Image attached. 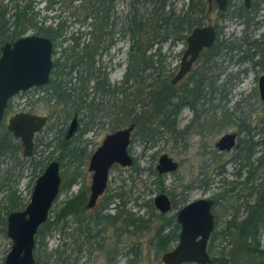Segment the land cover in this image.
Listing matches in <instances>:
<instances>
[{"label":"rangeland","instance_id":"rangeland-1","mask_svg":"<svg viewBox=\"0 0 264 264\" xmlns=\"http://www.w3.org/2000/svg\"><path fill=\"white\" fill-rule=\"evenodd\" d=\"M252 2L255 8L245 18L238 15L244 5L243 0L231 1L224 18L217 13L208 15L206 11L204 24L207 25L212 19V24L221 33L220 41L223 45L232 44L234 50L227 52L225 49L212 63L207 64H204L207 56L203 55L191 73L175 86L172 80L179 71L187 49L186 38L192 31L185 33V40L173 39L164 27H158L159 20L153 17L154 4L149 0L140 4L136 0L106 3L109 22L105 26L102 46L95 57V76L87 85L88 101L95 100V103L102 104V111L93 114L95 124L86 127L84 113L58 104L50 90L48 93L47 90L34 91L26 96L19 94L12 100L0 127L1 143L8 131L9 119L16 114L45 116L48 117V124L35 137V141L43 143L35 149L36 153L31 159L23 157V146L14 137V143H7L11 145L9 150H0V207L6 204L10 192H16L23 201L25 206L22 210L28 206L36 181L51 162H58L56 158L64 142L70 145L75 156L81 157L83 152L88 156L81 159L72 157L60 164L62 183L64 172L69 177V172L78 170V184L70 189H61L50 211L48 221L51 223L56 221L61 209L73 197L83 193L88 202L93 176V172L89 171L90 159L106 137L132 125L135 127L129 147L133 165L128 168L114 165L109 172L107 189L96 208L85 209L82 216L86 221L96 217L109 201V207L103 215H116L119 211L131 213L137 218L142 217L148 223V228L138 232L128 227L122 218L117 224L90 223L87 228L89 232L84 234L71 217L68 228L60 223L50 227V230L45 229L44 235L37 234L36 260H41V264L48 259L50 264H62V259L69 257L70 264H164V252L157 246L155 238L157 228L163 224L161 213L154 206V199L159 194H166L178 203L177 210L165 214L167 219L174 217L176 222L177 213L188 204L201 199L215 201L216 227L213 233L220 232L236 217L242 221L247 216L249 205L256 203V192L264 184V104L258 86L259 79L264 76V0ZM25 3L26 0H15L12 4L11 0H0L2 7L8 6L9 16L13 15L15 5L23 7ZM79 5L80 2H73V7ZM93 5L97 6V3L92 2L88 6L89 18L85 19L86 14L81 15L80 21L85 20L81 23L72 15L74 9L60 6L47 10L44 0H35L37 26L31 28L27 35H35L36 29L42 25L55 27L64 22L68 28L57 41L53 60L61 58L66 49L71 55L69 50L76 47L73 37L80 38L76 52L81 53L83 44L94 47V32L96 26L100 25L93 13ZM100 5L97 7L102 8L104 4ZM189 5V0H169L163 15L174 13L175 17H181L188 12ZM134 17L146 22L143 41L153 45L147 52V57H153V67L142 73L138 69V52L134 49L133 39L136 36L133 37V34L138 33L137 27L131 24ZM92 51L89 50L90 53ZM69 68L74 72L64 80L70 79V86L79 89V71L86 77L87 68L81 62L78 64L76 59L69 61ZM128 73L131 74L128 76L129 82L124 86ZM198 73L205 77V98L194 109L188 105L179 108L177 126L178 131L183 132L181 139L175 141L171 135L162 132L156 142L144 143L141 128L160 120L159 108L155 104L159 94L164 89L172 88L175 90L172 93L192 89L194 79L199 78ZM98 76L100 80L106 77L111 88H117L119 92L105 95L96 93ZM122 88H126L129 95L123 94ZM131 110L135 118L131 117ZM76 115L79 130L67 141V132ZM226 134L237 135L236 146L229 152H221L216 144ZM49 143L50 147H47ZM249 145L253 146V150L248 161L246 147ZM163 155H168L179 164L177 172L167 175L157 172L158 161ZM36 162L41 165L37 170ZM159 175L163 178L159 179ZM162 184L164 193L160 191ZM253 189L255 191L252 193ZM118 197H122L121 200ZM123 201L125 206L121 204ZM260 234L264 250V224L261 225ZM178 242L179 238L171 248L174 249ZM211 244L210 255L213 259L226 244L220 238L212 240V236L209 241ZM11 247L7 226H0V264L5 263Z\"/></svg>","mask_w":264,"mask_h":264},{"label":"trees","instance_id":"trees-1","mask_svg":"<svg viewBox=\"0 0 264 264\" xmlns=\"http://www.w3.org/2000/svg\"><path fill=\"white\" fill-rule=\"evenodd\" d=\"M15 0H11L14 2ZM47 1V10H52L56 1L55 0H46ZM62 1V0H59ZM114 0H73L74 3L80 2L81 5L77 7H73L74 11L72 13L73 16L77 18V21H80V17L83 14H86L85 19L89 18L87 14V10L89 9V5L92 2L97 3V6L100 7V4H104L102 8H98L96 5L92 6L93 13L97 19L100 21V25L96 26V30L94 32V47H89L86 44H83V48L81 49V53H77L76 50L79 48V40L80 38L73 37L76 41V47L70 49V54H68V50L63 51V55L61 58H57L54 61L53 70H52V84L54 85L51 89V96L55 99L58 104L69 106L72 111L83 112L84 117L87 120L86 127L95 124V114L96 112H101V103H95V100L88 101V84L92 77L95 76L94 73V64L95 57L102 46L103 38L105 36V26L108 25L109 22V13L108 9L105 8V4H111ZM148 0H136V3L140 4L143 2H147ZM152 2L153 8V17L157 18L159 21L157 23L158 27H164L167 31V34L176 40H185V33L192 31L196 27H202L204 25V15L207 11V2L206 0H189L190 5L188 6V12L184 13L181 17H175L174 13H171L169 16L163 15L165 7L169 0H149ZM34 3L35 0H26V3L23 7L20 5L14 6L13 15L9 16V8L2 7L0 5V45L1 48L7 43H14L16 40L25 37L29 30L33 27L37 26L35 23L36 18L38 16L34 11ZM99 4V5H98ZM101 13V14H100ZM226 13H219V16L224 18ZM250 13L245 9L244 5L239 11V16L244 17ZM85 21V20H84ZM84 21H80L84 23ZM132 25L137 27L138 33L133 34L134 49L138 52V69H140V73H142L145 69L152 68L154 62L153 57H147V52L149 48H152L153 45H149L143 41V30L146 28V22H144L141 18L134 17L131 22ZM12 28V30H11ZM67 26L64 22L59 23L57 26L45 27L41 26L36 29L35 35L44 36L51 39L53 42H56L58 39L64 36L66 33ZM132 32L133 29L131 28ZM93 34V33H92ZM221 33L218 30V37L215 45L203 52L202 56L205 57L204 64L212 63L217 56H220L221 53L226 49L227 52H232L233 46L231 45H223V42L220 41ZM158 37V34L155 38ZM0 48V51H1ZM92 49V53L89 50ZM72 59H76V62L79 64L80 62L87 66L90 73L88 77H83V73L79 71L81 74L78 76L81 86L79 89L72 88L70 85L72 84L71 80H64L66 76H71L74 70L69 68V61ZM63 61V62H62ZM201 69H204L201 68ZM131 71V70H130ZM131 75L128 73L124 86L129 82L128 76ZM160 76V75H159ZM199 78L194 79V87L192 89H185L179 92L172 93L174 89H164L162 93L159 94V99L155 102L156 106L159 108V122L154 124L150 123L149 126L141 128V132L143 133L142 141L144 143L150 142L154 143L156 140L160 139V134L166 133L171 135L175 141L181 139V135L183 132L178 131L177 126V117L180 112V107L184 105H188L193 109L196 107V104L205 98L203 94V85L205 84L204 75L197 74ZM137 78V77H136ZM143 78V77H142ZM66 79V78H65ZM138 80V78H137ZM97 84L95 86V92L98 94L105 95L107 93L116 94L118 93V89H112L110 84L107 82L106 77L100 80V77L97 78ZM175 91V90H174ZM121 92L123 94H128L126 88H122ZM168 93V95H167ZM129 95V94H128ZM184 97V98H183ZM183 98V99H182ZM193 99V100H191ZM13 99L10 100L12 102ZM11 104V103H10ZM10 104L6 114L10 110ZM117 107V105L115 106ZM70 114V113H69ZM131 117L135 118L134 111L131 110ZM185 133V132H184ZM0 140V150L3 148H10L11 145L7 143H14L15 140L13 135L6 131V135L4 140ZM43 143L42 141L36 140L35 149ZM21 144V143H19ZM8 145L9 147H6ZM50 147V143L47 145ZM253 146L249 145L246 147V159L249 161L252 156ZM36 150H34L35 152ZM36 153V152H35ZM34 153V154H35ZM83 156L87 157L86 153H82ZM83 156H75V152L70 149V145L67 143H63L62 151L56 160L62 165L63 162L72 157L83 158ZM51 157H49L50 159ZM40 163L36 162L35 170L40 167ZM65 166V165H63ZM264 167V164L262 163ZM66 168V166L64 167ZM63 173V189H70L73 186L78 184L79 172L75 170L73 172ZM252 175V174H251ZM159 179H162L163 176H158ZM251 177V176H250ZM249 177V178H250ZM161 193L165 192L164 184L160 185ZM255 190L253 189L252 193ZM257 201L254 205H249L248 214L242 220L238 221L237 217L233 221H229L224 229H222L218 233L212 234V240L220 238L226 245L223 247L222 251L218 256L213 257V264H264V250L261 246V234L260 228L261 225L264 224V184L257 190ZM120 200L122 197H118ZM118 199V200H119ZM116 200V199H114ZM117 201V200H116ZM115 202V201H114ZM87 203V196L83 193L73 197L71 200H68L64 207L61 209L59 215L55 222L51 223L47 221L39 230V234L44 235L45 229H51L50 227L58 226L60 223H63L65 228H68V220L69 218H74L79 224V230L87 234L89 231L87 230L88 224H103V223H113L117 224L120 219L123 218V221L130 228H135L136 231L140 232L144 229L148 228V223L144 221V219L137 218L135 215L131 213H125L124 211H119L116 215L105 214L103 215L104 210H107L109 207V201L107 204L103 206L102 210L98 212L96 217L91 218L86 221L83 219V212H85V205ZM173 208L172 211L178 209V203L172 200ZM122 206H125V202H121ZM120 205V204H119ZM23 201L16 194V192H10L7 197L6 204L0 207V226H7V216L15 211H22L24 208ZM153 208V207H152ZM160 217L163 220V224L157 228L156 231V243L162 252L170 251L172 248V244L178 241L179 238V230L180 225L175 221V218L167 219L165 214H161ZM64 228V229H65ZM209 253L212 252V244L209 245L208 248ZM70 258L62 259V264H70ZM36 264H41V260H36ZM43 264H50V259H48Z\"/></svg>","mask_w":264,"mask_h":264},{"label":"water","instance_id":"water-1","mask_svg":"<svg viewBox=\"0 0 264 264\" xmlns=\"http://www.w3.org/2000/svg\"><path fill=\"white\" fill-rule=\"evenodd\" d=\"M208 14L213 4L219 12L226 11L231 0H206ZM245 7H251V0H243ZM217 39L212 24L193 29L187 37V49L182 57L181 66L172 80V85L182 81L193 68L194 63L205 49H211ZM53 42L44 36H25L1 48L0 56V127L5 111L12 98L26 93L32 88L49 83L53 68ZM260 98L264 104V76L259 79ZM48 124V117L30 113H19L8 121L7 129L23 146V157L31 159L35 149V136ZM79 130L76 115L67 132L69 141ZM132 125L108 135L90 159L89 171L93 172L91 195L86 206L93 209L104 194L109 181V172L114 165L124 168L134 163L129 154L132 142ZM237 135L226 134L216 144L221 152H229L236 146ZM179 164L168 155L160 157L157 172L167 175L177 172ZM62 186L61 165L53 161L38 178L33 189L31 201L22 211H15L7 217V236L12 241L11 251L4 264H36V236L49 219L50 211L60 195ZM154 206L161 214L172 211L173 203L166 194L154 199ZM215 202L201 199L192 202L177 213L180 225L177 246L162 256L164 264H213L208 251L209 241L215 231L216 221L213 213Z\"/></svg>","mask_w":264,"mask_h":264},{"label":"flooded vegetation","instance_id":"flooded-vegetation-1","mask_svg":"<svg viewBox=\"0 0 264 264\" xmlns=\"http://www.w3.org/2000/svg\"><path fill=\"white\" fill-rule=\"evenodd\" d=\"M45 2H46V4H47V1L46 0H44ZM56 1V3H55V5H54V7H60V6H62V7H66V8H68V10H70V9H72L73 10V0H62V1H59V0H55ZM231 1H233V0H231ZM230 1V2H231ZM207 2V1H206ZM230 2H229V4H230ZM243 3H244V1H243ZM72 7V8H71ZM228 7H229V5H228ZM228 7H227V9H226V11L228 10ZM244 7H245V4H244ZM254 8H255V4L252 2V0H251V7L250 8H246L245 7V9L246 10H248L249 12H252L253 10H254ZM226 11H224V12H219L218 11V9H217V5L214 3L213 4V11L210 13V14H208V3H207V13L206 14H208V15H211V14H214V13H217L218 14V16H219V13H225ZM209 24H212V19H209V21H208V24L207 25H205V26H202V27H206V26H208ZM213 25V24H212ZM57 26V25H56ZM214 26V25H213ZM68 28V27H67ZM197 28V27H196ZM214 28H215V30H216V33H217V37H218V28L217 27H215L214 26ZM195 29V28H194ZM193 31V30H192ZM191 34V33H190ZM26 36H28V35H26ZM217 40V39H216ZM58 41V40H57ZM57 41L56 42H53V47H54V50H53V56L56 54L55 53V48H57ZM186 44H187V38H186ZM206 50H209V49H205L204 51H206ZM203 51V52H204ZM203 52L200 54V57L198 58V60L202 57V54H203ZM185 53V52H184ZM184 55V54H183ZM56 59H54L53 60V65H54V61H55ZM197 60V61H198ZM196 61V62H197ZM196 63H194V65H195ZM194 65H193V67H194ZM180 66H181V64H180ZM86 68H87V66H86ZM180 69V68H179ZM52 70H53V68H52ZM192 70H193V68H192ZM191 70V71H192ZM191 71H190V73H191ZM87 73H88V75H89V73H90V71H89V69L87 68ZM190 73H188L187 74V76L190 74ZM186 76V77H187ZM86 77H88V76H86ZM185 77V78H186ZM128 84V83H127ZM54 85L52 84V71H51V75H50V80H49V83L47 84V85H45V86H42V87H35V88H32V89H30L29 91H27L26 93H22V95H24V96H26L27 94H29V93H31V92H34V91H46L47 90V93H48V91L50 90V92H52V87H53ZM258 86H259V82H258ZM12 99H14V98H12ZM11 102L9 101V103H8V107H9V104H10ZM8 107L6 108V111L8 110ZM6 111H5V116H6ZM5 116H4V118H5ZM4 121V120H3ZM2 124H3V122H2ZM2 124H1V126H2ZM36 137V136H35ZM34 142H35V145H36V141H35V139H34ZM22 145V144H21ZM35 150V149H34ZM34 155V154H33ZM63 184V183H62ZM62 187V186H61ZM62 189V188H61ZM60 192H61V190H60ZM105 193V192H104ZM104 195V194H103ZM102 195V196H103ZM101 196V197H102ZM100 197V198H101ZM99 198V199H100ZM98 199V200H99ZM89 201V200H88ZM56 202V201H55ZM215 202V201H214ZM97 203H98V201H97ZM87 204H88V202L86 203V205H85V209L86 210H93V209H95L96 208V206H97V204H96V206L93 208V209H87L86 208V206H87ZM213 213H214V210H213ZM48 221V220H47ZM215 221H216V219H215Z\"/></svg>","mask_w":264,"mask_h":264}]
</instances>
